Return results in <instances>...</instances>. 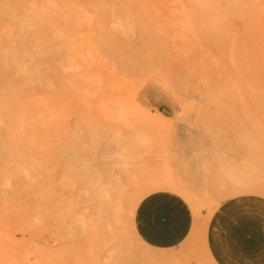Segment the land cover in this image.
<instances>
[{
  "label": "rangeland",
  "instance_id": "rangeland-1",
  "mask_svg": "<svg viewBox=\"0 0 264 264\" xmlns=\"http://www.w3.org/2000/svg\"><path fill=\"white\" fill-rule=\"evenodd\" d=\"M108 1L66 16L0 0V264H264L258 46L135 39L140 22L116 12L98 24L119 39L52 33L95 35ZM157 193L181 218L144 234L135 208Z\"/></svg>",
  "mask_w": 264,
  "mask_h": 264
},
{
  "label": "bare ground",
  "instance_id": "bare-ground-1",
  "mask_svg": "<svg viewBox=\"0 0 264 264\" xmlns=\"http://www.w3.org/2000/svg\"><path fill=\"white\" fill-rule=\"evenodd\" d=\"M75 4L78 0H44L43 6L69 16V10ZM106 6H110L108 10ZM95 7L94 24L98 27L95 35L81 33L78 27L68 32L53 28L52 33L61 39H119L115 33L121 31V24L111 30L107 23L99 25L98 19L106 22L115 14L122 13L130 22H140L139 36L135 39H212L218 43H254L260 51L261 100L264 104V0H189L187 9L177 2L173 4L172 0H109L105 5L97 4ZM234 48L240 46L234 45ZM155 115L159 120L166 118L159 111ZM100 148L103 151V145ZM92 171V178L97 179L98 170L94 168ZM235 171L230 168L227 175L240 185L244 179ZM105 175L107 179L112 178L109 172ZM123 195L127 197L129 193ZM122 197L118 202L108 200L106 203L113 204L112 207L117 210L122 205ZM125 199L128 200L129 213H132V199ZM1 202L0 213H5V201L1 199Z\"/></svg>",
  "mask_w": 264,
  "mask_h": 264
},
{
  "label": "crops",
  "instance_id": "crops-1",
  "mask_svg": "<svg viewBox=\"0 0 264 264\" xmlns=\"http://www.w3.org/2000/svg\"><path fill=\"white\" fill-rule=\"evenodd\" d=\"M165 194L157 193L145 198L135 208L134 218L139 222L140 228L155 232L160 229L172 228L171 221L180 219L182 204ZM185 214V213H184Z\"/></svg>",
  "mask_w": 264,
  "mask_h": 264
}]
</instances>
